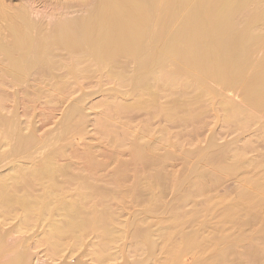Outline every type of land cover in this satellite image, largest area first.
<instances>
[{"label": "bare ground", "instance_id": "1", "mask_svg": "<svg viewBox=\"0 0 264 264\" xmlns=\"http://www.w3.org/2000/svg\"><path fill=\"white\" fill-rule=\"evenodd\" d=\"M168 2L169 0H89L76 6L54 2L44 11V18L49 21L42 23L31 18L38 15L33 2L17 0L13 3V0H0V77L7 78L13 84L29 81L32 76L48 80L51 88L56 87L54 90L58 97H62L70 94L68 90L72 89L70 85L76 84L77 87L80 81L84 82L102 74L108 81L116 79L122 88L131 91L134 98L136 96L132 105L120 104L113 100L112 105L106 106L109 109L112 106L113 113L107 111L102 114L103 120L98 122V126L104 134H114L110 143L112 148L107 151L108 159L87 164L88 173L70 178L65 186L66 184L59 182L61 177L66 175V169L59 160L64 154L66 144L67 150L71 143L68 144L62 139L63 142L54 143L55 147L51 144L54 149L60 145L57 151L42 145L49 153L52 150L51 155L44 154L46 159L39 163H25V160H32L30 158L32 150L40 143L41 138L38 139L31 118L25 124L22 123L15 106H12L9 113H5L3 103L6 94L0 86V216L2 217L0 222L5 224V220L18 221L15 228L0 234V264H30L29 249L24 245L30 247L28 233L40 224L44 227V233L36 244L43 246L54 257L58 256L66 246L75 248L91 234L97 240V244L92 246L95 257L98 262H105L112 258V255L108 254L111 242L126 238L123 236L127 230H130L129 232L137 237V240L139 239L136 247L139 245L140 250L147 252L149 249L152 253L155 241L152 240L151 228L154 227V230L156 228L143 224L146 215H163L164 222L160 223L164 224L163 233L161 235L158 231L154 233L162 236L163 241L165 239L168 243L170 242L168 240L173 241L169 243V248L167 246L166 253L165 250L161 252L165 255L157 261V264H232L228 261L230 254L239 256L241 262L243 260L241 258L245 255L246 261L249 263L255 261L253 264H256L258 253L259 256L263 254L262 224L264 223L262 222L264 221L262 219L264 220V217L259 215L260 212L258 214L257 209L264 205V175H252L247 170L248 165L239 155L242 148L238 150L239 153L234 151L235 149L227 153L224 146L217 147L215 144V147L204 149L203 152L199 150L201 154L197 157V168L191 167L190 162L196 153H199L198 149L186 151L181 156L184 167L181 176L170 179L167 175L168 173L170 176V172H166L168 167L164 171V164L174 160L175 155L177 157L179 155L168 150L163 154L154 153L146 156L144 154L151 145L141 144L139 136L130 133L128 123L119 128L112 124L115 118L133 110L142 109L149 113L167 115L176 108L181 109L179 110L181 117H177L178 111L173 114L177 115V118L172 114L167 115V118L191 119L194 123V120L201 118L199 114L202 113L198 112L202 109L199 106L197 108L195 103L199 105L198 102L204 98H207V101L209 98L214 100L215 96L212 97L214 92L207 86L211 81L229 89L237 88L240 83H243L245 88L255 87L253 97L249 96L248 90L244 91L246 104L264 109V59L258 63H252L250 59L252 54L264 49V33H261V26L264 24V0H207V4L196 7L192 5L193 0H174L171 20L163 24L162 15ZM253 5L260 8L246 14L243 12L248 6ZM148 10L153 14L149 15ZM75 12H80L82 15L75 19H58L51 22L55 15L62 17ZM222 14L227 15L228 18L220 20ZM149 39H153L154 47L147 46ZM133 62H137V65L134 64L137 66L136 73L129 76L128 73L133 71L129 69ZM247 70H256L258 78L249 81L236 77ZM58 80H61V86L56 84ZM163 90H176L178 93V97L168 107L159 103ZM188 90L189 94L193 95L190 96L191 100L188 99L189 95L187 96ZM186 97L188 98L184 101ZM231 101L233 102L231 99L223 100L219 103L223 106L224 120L227 123L239 119V115L244 111L242 110L244 107L241 108ZM167 110L169 113H166ZM256 119L255 115H247L245 121L238 122V125L240 123L238 127L241 130L247 129L248 124H252ZM63 122L70 136L78 139L84 137V128L88 121L80 108L76 107L67 113ZM146 129L148 128H143L145 134L148 132ZM46 143L50 145L49 142ZM247 146L251 147L249 144ZM46 150L44 149L43 152ZM41 151L38 153L42 154ZM124 153L130 154V161L122 162L117 159V156ZM11 158L14 159L13 162L9 160L10 163L2 164ZM90 159L89 153L80 158L81 162ZM113 163L116 166L117 189L108 191L94 184L93 178L101 168ZM144 168L150 171L142 178L138 172ZM240 173L243 176L240 179L242 185L236 201L227 200L229 202L224 203L222 200L213 206L207 205L201 210L202 213L198 211L199 213L192 212L188 215L181 212L174 203L168 208L163 209V206L162 209L160 208L159 201L166 192L167 183L170 182L166 183L168 178L172 180V189H176L175 193L178 194L174 193L177 197L176 203H194V200L204 195L208 203L211 200L208 196L211 197L214 188L220 184L224 176H233V174L235 176ZM130 174L134 175V180L132 184L127 185ZM205 177L211 180L209 185L203 183ZM38 182L41 192L36 194L35 188ZM73 184L75 187H72ZM247 184H251L253 188L249 190ZM154 187L159 188L158 194L152 195V198L146 201L142 193L148 190L155 191ZM72 188H74L73 193L67 191ZM109 199L115 201L121 212L127 209L130 201L143 203L141 208L144 212L140 213L143 216L119 226L118 218L122 213L118 214L111 209L110 204L106 203ZM245 209L248 210L251 219L249 222L243 221V224L239 218L240 224L238 216L240 212H245ZM206 217L224 221L223 227L220 228L224 232L229 230L227 234L232 233L234 227L239 229L237 232L240 234L235 233L238 236L234 240H224L225 236H222L224 232L222 231L221 234L218 226L220 235L217 237L215 233L218 231L216 232L217 229L213 231L216 227L211 223L210 225L215 228L208 226L207 229L211 228L213 232L210 233H214V236L212 234L209 236L210 239L204 240L206 237L204 238L205 235L202 234L206 229L205 225L201 224L202 227L199 229L196 222L200 225L199 220ZM259 219L262 224H258ZM207 221H210L209 218ZM183 223L184 225L194 223L196 225L194 228L198 227L197 231L189 226L188 232L184 230L183 232ZM253 224L262 226L259 233L263 238L261 243L263 250L260 251L259 247L260 252H257L258 246H253L251 242L240 247V242L254 241L253 227H251L252 232L249 230ZM190 228L194 231H190ZM177 233L182 235L181 243L175 242L176 239L172 240L175 235L177 237ZM11 235H16L17 239L9 240ZM231 235L236 237L234 234ZM200 236L203 237L202 241L199 240ZM258 242L257 245L260 246L261 239ZM206 250L217 252L218 259L213 257L214 253L211 255L214 260L208 257L210 263L204 261ZM155 251L157 249L154 253ZM190 252L195 258H188L189 255L191 256ZM262 260L261 263L264 264V257ZM246 261L244 264L248 263ZM241 262L238 261L236 264ZM124 264H148V262Z\"/></svg>", "mask_w": 264, "mask_h": 264}, {"label": "rangeland", "instance_id": "2", "mask_svg": "<svg viewBox=\"0 0 264 264\" xmlns=\"http://www.w3.org/2000/svg\"><path fill=\"white\" fill-rule=\"evenodd\" d=\"M21 1L22 2L24 1L33 2L35 5L34 7L36 8L38 12V15L36 17L32 16L31 18L35 21H41L42 23H47L49 20L44 18V11L48 10V8H50V5L54 4V2L55 3L59 2L61 4H65L69 6H76L84 2H88L89 0H21ZM173 1L174 0H169V2L164 7V11L162 15L163 24L169 23L171 20V11L173 7ZM16 2L17 0H13V3H16ZM205 4H207V0H193L192 2V5L195 7L203 6ZM259 8L260 7L254 6V5L248 6V8L244 9L243 12H245L246 14L252 11H256ZM148 13L150 15L151 11H149ZM81 15L82 13L80 12L68 13L67 15H63L62 17H58L55 15L52 17L51 22H55L58 19H67V20L75 19V18L80 17ZM227 18L228 16L225 14H222L219 17L220 20H226ZM151 25L152 24H149V26ZM261 27H262L261 33L263 34L264 24H262ZM172 41H175V40H172ZM154 44L155 43L153 39H149L147 42V46L149 45L150 47H154ZM250 59L252 63L261 62L264 59V49H261L257 51L256 53L252 54ZM136 63L137 62L135 63L133 62L132 65L130 64L131 68L129 67V69L130 70L133 69V71L131 70V72L128 73L129 76H132L133 74L136 73V68H137ZM236 77L238 79L242 78V79H247L249 81H254L258 78V73L256 70H247L244 74L237 75ZM82 81H80L81 85H80V82L78 83V86L80 85L79 88L78 86L75 87L76 84L70 85V88L72 89L74 88L73 89L74 91L72 89H68L70 93L69 95L58 97L56 90H54L56 87L52 86L51 88L50 82L48 80H44V79H40L38 77L32 76L30 77L29 81L25 80L18 84H13L7 78L0 77L1 90H4L6 94V97H5L6 100H4L5 102L3 103L4 104L3 106H5L4 107L5 113H9L12 109V106H15L16 107L15 109L18 115L20 116L22 123L25 124V122H27L29 118H31L34 128L36 129L37 137L38 139L41 138L39 140L40 143L37 144L36 147L32 150L33 155L32 154L30 155V158H32V160L30 159H28L29 161L25 160L26 161L25 163L29 162V163L34 164V163H39V161L41 162L44 159H46L45 157L46 154L47 156H50L52 153V150L54 151L56 149L57 151L59 149L60 145L58 143H57L59 145L57 147L58 149L57 148L54 149L55 142L60 143L65 140L66 143L68 144L71 143L69 144L71 146H69L67 150H66V147H67V144H66V146L64 147L65 148L64 154L61 156L59 160V163L63 165L64 168L66 169V175L64 177H61L59 182L60 184H63V185L66 184L65 186H67L68 180L70 178L75 177V176H80V175H86L88 173L87 168H86L87 164L91 162H94V163L102 162L108 159L107 151L112 148V145H110V143L112 142V137L114 136V134L112 133L104 134L99 129V126H98V122L102 119L104 113H106L107 111L110 113L111 112L113 113V107L111 106V109H109L106 106H108V104L112 105L114 102L113 100H116L115 102H120V104L125 103V105H128L129 103H131L129 105H132L134 104V101L136 98V96L135 98L133 97L134 94L131 91L129 92L126 88H122L120 83L118 84V81H116V79H112L108 81L102 74H98L93 78L86 79V81L84 80V82ZM60 83H61V80H58L56 82L58 86H61ZM240 84L238 85L237 88L229 89L227 86H224V85L222 86V84L216 83L215 81L209 82L207 86L210 90L214 92V95L212 96V97L215 96L214 100L213 99L211 100L209 98V100L207 101V98H204L201 100L203 102L201 101L198 102L199 105L195 103L197 108L199 106L200 109H202L200 111L197 109L198 112L199 113L202 112V113L199 114L201 118L199 117L200 119L194 120L195 121L194 123L192 122L193 120L191 121V119H189L190 120L189 121L188 119H184V118H181L182 120L181 119L171 120L167 118L168 117L167 115L169 114L175 115V113L181 110L179 108H176L171 111L169 109L170 113L167 110L166 113H169L167 115L165 113H158V114L149 113L148 111H145L142 109L133 110L131 112L124 114V116L122 117L115 118L112 121V124L116 128L117 127L119 128L123 124L128 123L127 125L130 128V133L132 132V135L139 136L141 144L149 143V145H151L150 146L151 148L149 150H146L144 154L146 156L148 155L150 156L151 154H154V153L163 154L165 151H168V150H170L168 152H171V153L175 152L177 155H179V157L175 155L174 160L173 159L169 160L168 162L164 164L166 166V167L164 166V171H166L165 169L168 167L167 168L168 171L166 172H170V176L167 173L170 179L171 178L173 179L176 177L179 178L181 176L180 174L183 172V168H184L183 160L181 156L184 152L190 151V150L196 151L197 149L198 151L200 150L203 152L206 149H209L210 147H215V144L217 147L224 146L223 148H226L225 150L227 153L233 152L232 150L234 149H235L234 151L238 152V150L242 148L240 149L241 152L240 153L238 152V153L241 156L242 161L248 165L247 170L250 173H252V175L253 174L264 175V160L262 161L260 160L262 159V157L264 158V109L262 110L261 108L252 107L246 104L247 98L245 97L246 93H244V91L246 92V90H248L249 96L253 97L255 94L256 88L253 86H248L247 88H245L246 86L243 83H240ZM131 93L133 95H131ZM187 93H188L187 96L189 95L188 96L189 98L186 97L184 101H186L187 98L191 100L190 96L192 95V93L189 94V90L187 91ZM177 94L178 93L176 90L174 91L163 90L160 94L159 103L163 105L164 107H168L171 104V102H173L174 99L178 97ZM243 96L245 97V100ZM230 99L233 100L235 105L244 107V108L241 107L242 110L244 109V111H242V114L239 115L240 120L236 118L238 119V121L235 119L233 121H230V123H227L224 120L225 116H224V112L222 108L223 106H221V104L219 105V103H222L223 100L230 101ZM220 106L222 109L220 108ZM76 107L82 110V114L88 121L86 122V125L84 128V134H83L84 137L82 139L80 138L78 139L76 137L73 138V136L71 135L73 138L72 139L68 132V128L66 124L63 122L64 116L70 111H72L73 109H75ZM174 115L173 117H176L177 115H179L177 117H181V112L179 111L176 116ZM247 115L249 116L255 115L257 119L254 122H252V124L251 123L248 124L247 129L244 128L246 130L244 129L241 130L239 128L240 123L238 125V122L241 120L245 121V118H247ZM196 121H199V122L196 123ZM145 127L148 128L146 129L148 130L147 134H145L143 131V128ZM62 135L64 136V138ZM62 139L64 140L62 141ZM46 142H49L48 144L50 145H47ZM57 144L55 145L57 146ZM247 144H249V146L251 147L248 148ZM42 145L45 147L47 146L48 149L50 148L51 149L53 148V149L49 153V151L46 150L47 148L42 147ZM43 148L47 152L46 151L43 152L44 150ZM40 150H42L41 151L43 152L42 154L38 153L40 152ZM200 151L199 153L197 152L198 155L196 153L197 156L195 155L194 158L199 157V155L201 154ZM87 153H89L91 159L87 162H83V161L81 162L80 160L81 156ZM38 157H39V160H38ZM194 158L193 160H191L190 166L191 167L196 166L194 168H197L198 158L197 159L195 158L196 160ZM117 159L122 162H128L131 160V156L129 153H124L119 157L117 156ZM9 160L10 162H13L14 159L13 158L8 159L2 164L10 163ZM21 160L22 159H20V161ZM258 160L260 162H258ZM251 162H253V164L250 165ZM254 163L256 164L254 165ZM229 164H231V162ZM115 167L116 166L113 163L108 166H104L98 172H96L93 178L94 184L100 187H103L107 189L108 191H115L117 189V183L115 181V173H116ZM139 168L140 166H138V169ZM171 170L174 173H171L172 172ZM149 171H150L149 169L144 168L143 170H140L138 173L143 178L145 175L149 173ZM241 174L242 173L237 174L235 176L234 174L233 176L231 175L224 176L220 184L214 188L213 190L214 193L212 192L211 194L212 198L208 196L209 199H211L209 200L208 203L206 201L207 197L205 195L204 197L200 196V198H197L196 200H194L193 201L194 203L187 202L188 204H186V202L182 203L181 201H180L181 204L176 203L177 197L175 196L178 194L177 192L175 193L176 189L173 188L174 189L173 191L172 185H171L172 180L168 178L166 183L170 181L169 182L170 185L169 183H167L168 186L166 185L167 186L166 192L159 201L161 204V205L159 204L160 208L161 206H163L164 207L163 209H165L166 207L168 208L169 206H173L174 204H176L177 207H179V209L181 210V212H184V214L186 213L188 215V213L191 214L192 212L194 213H197L198 211L201 212V210H204L207 205L213 206L219 201L222 202V200H224V203L229 202L227 200H231L232 202L235 199L236 201L240 194V188L242 185L240 179H242L243 176ZM133 180H134V175L130 174L127 185L132 184ZM203 183L209 185L211 183V180L208 177L207 178L205 177ZM72 187H75V184H73ZM157 188L155 187L153 188L155 189L156 192L153 189L152 190L154 192L149 191V190L144 191L142 193L143 198L146 199V201L147 199L150 200L152 198V195L158 194L159 188L158 189ZM247 188L251 190L253 186H251V184H247ZM67 191L73 193L74 188L68 189ZM40 192H41V189L39 188V182H38L36 183L35 193L39 194ZM106 203L110 204V207L114 212L116 213L118 212V214L122 213L118 218L119 226L123 225L126 222H130L133 219L141 218L143 216V215L142 216L140 215V213L144 212V209L141 208L143 207L142 205L143 203L140 204L137 201H130L127 205V209L122 212L120 209L117 208L115 201H113L112 199H109ZM263 206L262 207L259 206L257 209V212L258 214L260 212L259 215H262L264 217V207ZM244 211L247 213L248 210L245 209ZM245 212L242 211L239 213L240 216H238V223L241 224V222L239 221V218L242 222L250 221L251 219L250 214L247 213L249 214V216L246 217L247 214ZM145 217L146 218L143 221L144 222L143 224L145 226L152 225V226H155L156 228V230H154V227L151 228L153 230L151 231L153 232L152 240L153 242L155 241L153 243L154 244L153 246L156 247L157 251H155L154 253V250L156 249L154 247V250H153V246H152V253H150V250L148 249L151 255L148 253L147 248H145L147 252L145 250H140L139 245L137 246L138 247L137 249L136 245L139 244V239L137 240V237L133 236L129 232L130 230H127V232L124 234L125 236L123 237H126V238H121V240L118 239L117 241L111 242L112 245L110 244L111 246L109 247L108 254L112 255V258L108 259L105 262L97 261L94 251L92 249V246L94 244L95 245L97 244L96 243L97 240H96V237L91 234L87 235L82 241V243L77 245L75 248L71 249L69 246H66L58 256L56 257L52 256L50 252L46 251V249L43 246L36 244V241L44 233V227L42 224L33 228L30 231V233H28V237L30 238V242L28 241V243L30 244V247L28 245H24V246H27V248L29 249V253L31 256L30 264H124L126 262L135 263V262H140V261H145L146 263L148 262V264H157L158 263L157 261H159V259H162L164 257L166 250H167V246L169 248L171 242L173 241L168 240L170 241L169 242L170 244H169L167 242V239L163 241L164 238L162 239V236L160 237L161 233H163L162 226L164 224L163 223L162 225L160 224L161 221H163L162 220V218L164 217L163 215H159V216L146 215ZM208 218L210 221H207ZM208 218L207 217L205 219L201 218L202 220H199L200 225L198 222H196L197 223L196 225L200 229L202 227L201 224H204L205 228L207 229L211 227L214 223V226L216 228L212 226V228L213 227L215 228L213 231L217 229L216 232L218 231V233H215V234L217 235V237H219L220 232L218 230V226L222 234L224 230H221L222 228L220 227H223V223L225 222L219 218H217L218 220L210 219V217ZM247 218L248 220H246ZM260 219H259L258 224L264 221L263 219L262 221H260ZM1 220H2V217L0 216V221ZM211 223L212 225H210ZM17 224H18L17 220H5V224H1L0 222V234L4 231L6 232V231H9L15 228ZM255 224L249 227L250 231L252 229L251 227H253L252 229L253 234L255 233L254 239H253L254 241L250 240L246 242L245 240L243 242H240L241 243L240 247L243 245L246 246L250 244L251 242V244L253 243L252 244L253 246L255 247L258 246L257 252H260L264 249V247L261 245V243H263L262 242L263 238L259 233L260 228L262 230V226H259L258 224L255 225ZM182 225H183L182 231L184 230L185 232L186 231L188 232L189 226L190 227L192 226V228L196 226L194 225V223H191V224L185 223V225L183 223ZM262 225L264 226V224ZM152 226H149V228ZM256 226L257 227L259 226V228H257ZM157 227H159V229H161L162 231L158 230ZM198 227L194 228L195 231H197L196 229ZM192 228H190V231H194V229L191 230ZM234 228H235L234 231L232 230V228H230L233 231L230 234H227L229 230H226L227 232L226 231H225L226 233L224 232L225 235L222 234V236L223 237L225 236V237L224 238L222 237V238L224 240H229V241L237 238L238 234H240L238 233L239 229L237 227H234ZM249 230L248 229L246 230L247 233L250 232ZM154 231L156 232L158 231L160 235L157 234L156 232L154 233ZM204 231L202 234V236L205 235L203 236L204 238L206 237L204 240H206L207 238L210 239L209 236H212V234L214 236V233H210V232H213L211 231V228L210 230L207 229L205 232ZM235 233H238V234H235ZM231 234L236 235V237ZM181 236H182L181 233L180 234L177 233V237L175 235L174 238H172V240L174 239L175 241L176 239L175 242L181 243L182 242V239L180 240ZM202 236H200L199 238V240L201 239V241L203 239ZM230 236L232 237V239ZM259 238L261 239V242ZM16 239H17L16 235L15 236L11 235L9 238V240H16ZM257 242L260 244V246L257 245ZM253 246L251 247L254 248L255 250L256 248ZM259 247L260 248L263 247V249L262 248L260 249ZM159 250H160V253H159ZM164 250H165V253L162 254L161 252H163ZM209 251L208 250L205 251L206 253H204V256H203L204 261L206 262L209 261L208 257L212 258L213 260H214L213 257H215V259H218V256L216 255L217 252H213V251L209 252ZM190 253L192 257L189 255L188 258L192 259L194 256L192 255V252ZM214 253L215 255L212 257L211 255H213ZM262 253L261 254L264 255V251H262ZM259 254L260 253H258V257H259L257 260L258 263L256 262V264L263 263L262 258L264 256L262 257V255H260L261 256V259H260ZM244 256L241 258V260L243 259L242 260L243 263L240 261V258L238 259L239 256L237 257V255H234V254L229 255L228 261L229 263H232V264H236L238 263V261L241 262V264H244L245 261L247 260ZM253 263H255V261ZM253 263L248 262L246 264H253Z\"/></svg>", "mask_w": 264, "mask_h": 264}]
</instances>
